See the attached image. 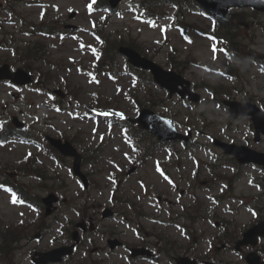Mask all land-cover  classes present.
Returning <instances> with one entry per match:
<instances>
[{"label": "rangeland", "instance_id": "obj_1", "mask_svg": "<svg viewBox=\"0 0 264 264\" xmlns=\"http://www.w3.org/2000/svg\"><path fill=\"white\" fill-rule=\"evenodd\" d=\"M90 1L91 0H18L15 2L13 5L14 10L21 13L27 21L38 22L41 17H45V21L53 20L56 21L58 25L62 22L65 24H75L77 25V31H75V33H66L64 34L65 36L57 35L55 38L45 39V45H48L46 55L50 60L45 64L43 72L46 73L47 70H50L49 75L51 77L50 84L47 86L45 85L47 88L46 92L40 93L33 87L16 88L6 82L0 83V95L3 105L2 109H0V121H9L12 113V115L18 116L28 124L36 123L34 126L35 131H32V133L36 135L37 138H40L41 133L51 134L53 136H58L62 133L72 137L76 134L78 135L79 140L76 145L79 149L86 148L85 155L87 159L95 160L96 162L95 170H92L93 168L90 164H86L83 169L93 179L94 184H99L101 187L99 190L92 183L89 188V194L86 195V197H89V205H92L90 211L96 212L95 218H97L99 222V232L88 237L97 239L96 243L99 245L103 243L101 235L104 233L112 232L123 236L130 233L121 220L122 216L117 214V210L120 209V204L125 201H139L141 204L138 205H143L144 211L155 215L154 207L147 205L149 199L146 197L145 199L141 198L139 181H144V184L152 188L154 193L169 191L171 184L161 177L157 169L158 163H162L163 161H165L164 163L166 164L165 167L167 171L180 185L179 188H184L189 182L193 181L194 183L192 186L196 189L195 193H198L201 199H203L209 212L216 209L215 211H217L220 218L232 223L230 228L236 232L246 228L250 222L254 220L250 208L259 206L261 203L264 204L263 189L261 192V189L258 187V183L264 181V170L255 168L251 165H241L233 169V167L226 165V162H228L226 159L219 158L217 161L216 157L210 154V149H207V152H205L200 145L195 149L186 150L179 145V143H172L173 146L180 151V157L171 156L170 160L178 165L179 168H172V166L167 164L168 159L165 158V148L154 147L152 153L155 159L148 156L146 158V163L140 170L131 174L126 180L120 177L116 184H112L109 180L111 172L118 177V167L124 169L130 163V160L124 157V153L126 151L130 153V151L128 149L129 145L120 135V127L111 128L109 123L104 121L103 118H99L97 123L94 121L82 122L76 118L74 107L80 105V109L84 112L83 110H85L87 106L94 104L93 99L96 98H99L100 101H108V96L113 97L114 101L110 103V106L103 105L102 108L106 109L102 110H108L116 114L122 113L124 116L129 117H134L140 108L135 101L136 99L139 100L142 107H147L152 100H155L154 102L156 105L151 108L169 117L174 116L175 124L181 131H186L191 127L195 131L193 137L196 142L210 148L211 137L228 140L231 136L237 141H241L243 135L249 138H251V136L247 131H244L247 126L246 120L239 123L241 132L236 134L233 129L238 126L229 125L226 120V111L222 106H218L215 102L209 101L208 94L205 93L203 89H198V92L203 95L205 101L203 102L202 100V102L194 105L190 102L184 103L177 97H167V95L151 81L150 75L147 72L144 74L142 73L141 80L135 83L131 75L124 73L126 69V60L122 56H118L115 65L112 66V71H114L117 76L116 80L105 74L107 68L104 67L105 70H97L96 77L99 81H94L91 72H93L96 67L92 63L94 58L89 49V45L96 44L97 40L88 30L97 25L105 24L106 26H103L102 29L108 33L110 38L117 37L119 33L126 37L132 34L138 38L143 52H146L148 56H152L156 62L165 68L169 69L166 61L168 60L167 54L171 53L170 45L177 49L175 55L177 61L178 59L183 61L187 57L193 58L191 62H183V64L179 65V67L184 69V76L193 82L204 79L205 81H222L227 83L226 79L218 76L216 73H208L193 64V62L200 61L219 65L221 61L225 60V56L220 54L215 55L210 48V41L201 37L197 32L192 30V28H188L189 40H186L177 28L164 29L161 25L159 27H152L148 22L139 21V19H137L138 13L135 10L136 3L139 0H124L119 7V12L113 13L112 15H109L107 12L98 13L89 10L88 3ZM163 9L166 10V16L164 18L165 20L162 22L168 23L172 21L171 18L175 8L169 6ZM234 9L236 10L237 8H233L231 11H235ZM244 9L246 10L244 13L242 12V14L250 20L252 17L250 8ZM71 11H75V16L72 19L68 17ZM107 16L109 18L105 23L103 20ZM10 18L13 20H10ZM8 21H12V23H8ZM184 21L188 25L205 30H209L213 24L211 18L197 13H187ZM19 26L22 28V31L17 29ZM251 26L250 29L246 26H241L239 29L244 30L249 38L255 35L257 45L251 47L250 50L253 53L264 55V13H260L257 19L252 20ZM4 27H6L5 29H9L8 31L15 33L13 36L5 34L7 40L11 37H17V39H21L22 41H25L28 37L31 38L23 31L29 29L28 24L23 23L21 18L17 17L14 11H10L5 2L0 1V39L2 38L1 33ZM244 27L246 29H244ZM239 41L243 45L247 42L244 39H239ZM9 42L13 43L16 41L11 40ZM15 45L16 44H13L12 46L14 47ZM7 46L11 47V45L1 43L0 57H13L11 51L7 52L6 49L2 48ZM214 57L219 59L213 60ZM243 75L247 77L248 80H251L254 87H256L255 85L257 83L264 86L263 79L260 78L257 81L254 78L259 75L258 72L255 71L254 65L248 70H245ZM44 76H46V74H44ZM231 84L232 82H229V85ZM76 87L80 89L79 96L73 100H71V98L64 99L65 102L63 106L66 110L64 112L58 111L52 95L48 91L61 88L66 92ZM246 89H248V86H246ZM126 91H130L134 96L126 94ZM250 91L251 94H254L252 88ZM249 96L250 95L245 96L243 93H238L235 95V98L246 100L245 97ZM263 97L264 93L260 95V99ZM67 100L71 101L70 106H68ZM155 141L156 139L154 137L145 138L144 141L140 143L142 145L141 153L145 152V148H151ZM256 146L264 149V140ZM97 147H99V150L91 154L90 152L97 149ZM30 150L37 151L38 149L18 139L11 141L7 146H0V163H7L9 167L13 168L5 169L4 174L13 181H20L21 184L25 185L27 188L37 183H34L32 178L23 177L20 171L15 170V166H20L22 155ZM190 151H193V154L197 156L200 161L199 163L194 164L190 159ZM133 155L135 157L138 156V154L130 153L131 157ZM180 158L183 160L182 162ZM39 164L41 168L48 169V176L60 177L56 178V185H66L65 189L66 187L69 188L66 193H63L66 200L68 195L76 191H81V187L77 180L71 175L68 169V166H71L70 160L67 159L66 166L58 168V172H53L56 166L49 158L40 156ZM210 164H214L215 171L223 176L225 180H230L232 177L234 183L230 194L238 198H223L220 204H216L210 196L225 194L228 188L222 183H216L212 189H207L205 187L201 188L203 180L211 176ZM195 172L197 173L195 174ZM237 173H239L240 176L235 179V174ZM62 178L63 181H60ZM114 190L117 191L115 197L113 195ZM35 192L43 197L50 191L36 188ZM57 195L60 198V195ZM177 195H179L178 192ZM255 197L257 199H255ZM9 198L8 192L0 190L1 224L20 222L28 224L29 221H33L37 218L36 213L25 210L27 209L26 207H17L9 201ZM180 199L183 200V202L192 201V197L190 196L180 197ZM107 206L113 207L116 214H114L113 217L102 219L101 211ZM62 210H67L66 214L60 215ZM20 211L26 212L23 214ZM54 213L59 215V222H53L51 230L47 231L40 241H32L29 245L24 247L18 253L16 264H31L29 255L31 250L36 247L39 249H47L57 245L59 243L58 240H60L58 239L60 235L58 226L60 223L66 222L67 217L76 218L74 209L66 207L62 209V203L60 202L57 203ZM144 224L156 230L163 228L160 225L151 224L149 220H144ZM207 229L209 231L207 239L210 241L211 234H215L216 230L212 225H208ZM170 231L181 243L185 242L173 228H170ZM206 246L207 242L203 247L206 248ZM223 258L225 264H236L239 261V258L231 252H225ZM0 264L3 263L0 262ZM7 264L9 263L7 262Z\"/></svg>", "mask_w": 264, "mask_h": 264}, {"label": "flooded vegetation", "instance_id": "obj_2", "mask_svg": "<svg viewBox=\"0 0 264 264\" xmlns=\"http://www.w3.org/2000/svg\"><path fill=\"white\" fill-rule=\"evenodd\" d=\"M263 77L260 78L264 80V71L262 74ZM264 87L261 89L263 90ZM246 143L250 144L251 141L246 139ZM161 200V197H158ZM194 216V221L197 223L200 221V228L198 229L199 233H202V224L204 222L203 213L200 211L198 203L194 204V209L192 212ZM264 218V215L260 217V220ZM216 226H219V223H215ZM191 227L190 231L193 232ZM224 227L221 226V235L222 238L221 246H217L215 251L217 258L209 260L208 254L204 255L203 252L199 250V246L188 245L181 252L177 251V243L171 235L166 231H145L143 236L141 235H132V239L137 242L127 241L124 236H117L120 240V245L118 249L108 248V239L115 238V236H104V243L101 247H95L90 249L85 254L87 264H177L178 257L189 256L194 259L197 264H223V259L218 257V253L228 249V244L223 240ZM196 241L199 240L198 237H195ZM264 237L259 238L255 246H246L240 252L244 254L248 251L257 252L260 255H264ZM119 243V242H118ZM135 246L146 247L148 248L145 253L132 255L131 249ZM70 259H64L60 264H66ZM83 263V264H84Z\"/></svg>", "mask_w": 264, "mask_h": 264}, {"label": "water", "instance_id": "obj_3", "mask_svg": "<svg viewBox=\"0 0 264 264\" xmlns=\"http://www.w3.org/2000/svg\"><path fill=\"white\" fill-rule=\"evenodd\" d=\"M117 1L118 0H111L112 5H115ZM198 1L201 4H203L205 7L210 9L211 11H215L216 13H217V11H219L222 17L227 16V9L230 6H252L258 10H261V11L264 10V0H198ZM120 51L123 54H125L126 56H128L129 60L132 63H134L135 65L142 66L143 68H146V69L149 68L152 71V73L155 77V80L157 82L161 83L163 86H165L167 88H170L171 83L166 82L164 79V76L162 74V73H166V72H163L157 65H155L154 63H152L151 61H149L147 59L140 58L134 51H132L128 48H120ZM4 68H6V66ZM17 74L19 76L18 77L16 76V80L20 83L29 82V80L32 79L31 76H28L27 74H25L24 72H22L20 70L16 73V75ZM179 82H182L181 78H178L176 81V83H179ZM145 112H147V111H144L143 113H145ZM139 120L140 121L143 120L142 116L139 118ZM154 130H159L158 126H154ZM173 134H175L174 130L171 129L168 132L167 136L172 137ZM161 138H164V137H161ZM55 144L59 147V149H61L65 153H69V154L73 153V151L70 149V147L60 145L59 142H58V144L57 143H55ZM226 148L229 149V146H226ZM240 159L242 161H255V162H259L261 164H264V161H262L263 158L261 157V155H259L256 152H250L248 150L242 151ZM51 200H52L51 198L48 199V204L51 202ZM263 230H264V223H260L256 227H254V228L250 229L248 232H246L244 234V238H246L247 236L252 237V235H254V233H256V232L263 233ZM241 242L247 243L248 241H246L244 239ZM61 252H58V253H61ZM248 261H249V264H259L255 257L248 258Z\"/></svg>", "mask_w": 264, "mask_h": 264}, {"label": "trees", "instance_id": "obj_4", "mask_svg": "<svg viewBox=\"0 0 264 264\" xmlns=\"http://www.w3.org/2000/svg\"><path fill=\"white\" fill-rule=\"evenodd\" d=\"M5 1H9V0H5ZM149 1V2H147ZM98 3H100L102 6H106V0H98ZM145 8L147 10H154L156 5H157V1L156 0H142V3ZM243 14H233L232 18L234 20L236 19H244L242 17ZM36 29V28H34ZM44 31V29H43ZM229 30H224L222 31V33H229ZM232 41V40H230ZM41 45V44H40ZM40 45H33V44H27L25 46H23L21 49H19V60H21L23 62V66L28 69L29 71H37V72H41V67L43 66V48L40 47ZM114 49H111V51ZM111 51L109 52L108 47H105L102 51V62H104V60L108 59L110 60L112 58V53ZM17 60V59H15ZM14 63V62H12ZM16 64V63H15ZM2 236V244L6 245V244H10V242L8 241L7 238H5L6 236L4 234H1Z\"/></svg>", "mask_w": 264, "mask_h": 264}, {"label": "snow or ice", "instance_id": "obj_5", "mask_svg": "<svg viewBox=\"0 0 264 264\" xmlns=\"http://www.w3.org/2000/svg\"><path fill=\"white\" fill-rule=\"evenodd\" d=\"M89 7H91V5H89ZM12 202L13 203H17L18 202L17 199H16V197H15V195H13V197H12Z\"/></svg>", "mask_w": 264, "mask_h": 264}]
</instances>
